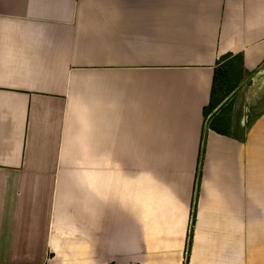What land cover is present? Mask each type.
<instances>
[{
    "label": "crops",
    "instance_id": "0c3cea01",
    "mask_svg": "<svg viewBox=\"0 0 264 264\" xmlns=\"http://www.w3.org/2000/svg\"><path fill=\"white\" fill-rule=\"evenodd\" d=\"M236 61L264 74V0H0V264H264Z\"/></svg>",
    "mask_w": 264,
    "mask_h": 264
},
{
    "label": "rangeland",
    "instance_id": "374dc122",
    "mask_svg": "<svg viewBox=\"0 0 264 264\" xmlns=\"http://www.w3.org/2000/svg\"><path fill=\"white\" fill-rule=\"evenodd\" d=\"M254 71L256 73H243L237 61L236 66H231L230 62L220 63L217 66L216 75L214 78V95L222 97L236 87V93L239 90L244 89L242 95H247L251 98H254L247 99L248 104H244L245 99H236V104L238 103V105H236L237 117L238 114L242 112V107L245 105H248L250 110L258 109L264 106V74L261 73L263 70L259 69ZM255 74L256 76L257 74H260L258 76L262 77H256L255 79L253 78ZM216 100L218 101L219 99H213L212 103L207 107L205 110L206 115L208 112H212V110L218 106V103L216 104ZM242 100H244L243 104L241 103Z\"/></svg>",
    "mask_w": 264,
    "mask_h": 264
},
{
    "label": "trees",
    "instance_id": "16d2710c",
    "mask_svg": "<svg viewBox=\"0 0 264 264\" xmlns=\"http://www.w3.org/2000/svg\"><path fill=\"white\" fill-rule=\"evenodd\" d=\"M212 103V99H210L208 106ZM205 112V111H204ZM205 114V113H204Z\"/></svg>",
    "mask_w": 264,
    "mask_h": 264
},
{
    "label": "water",
    "instance_id": "95a60500",
    "mask_svg": "<svg viewBox=\"0 0 264 264\" xmlns=\"http://www.w3.org/2000/svg\"><path fill=\"white\" fill-rule=\"evenodd\" d=\"M244 82V81H243Z\"/></svg>",
    "mask_w": 264,
    "mask_h": 264
}]
</instances>
